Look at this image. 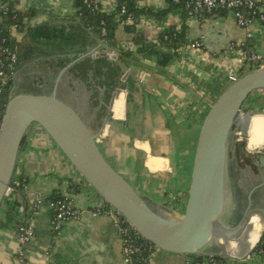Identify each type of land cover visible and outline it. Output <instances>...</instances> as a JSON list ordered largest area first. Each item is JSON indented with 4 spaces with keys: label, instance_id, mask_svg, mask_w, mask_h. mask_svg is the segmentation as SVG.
<instances>
[{
    "label": "crops",
    "instance_id": "obj_1",
    "mask_svg": "<svg viewBox=\"0 0 264 264\" xmlns=\"http://www.w3.org/2000/svg\"><path fill=\"white\" fill-rule=\"evenodd\" d=\"M257 1L264 10V0ZM136 5L157 11L166 8L168 1L136 0ZM4 8L19 12L24 23L22 30L10 26L18 46L12 90L50 92L56 84L57 95L85 118L84 111L90 107L85 108L82 93L92 96L97 87L98 105L92 116L99 114V121L88 123L85 119L97 134L103 154L155 211L179 219L185 210L204 117L229 84L228 76L253 67L243 71L239 59L255 52L264 65V25L253 22L248 27L239 26L229 9L189 14L175 7L161 18L142 15L136 20L134 34L118 26L114 37L117 46L129 52L125 54L85 25L77 0H0V22L7 14ZM101 8L110 12L112 2L102 0ZM42 24L53 33L30 34V29ZM182 29L184 41L177 55L164 65L157 62L156 54L139 52L140 45L132 39L138 34L145 38V45H159L161 34ZM197 42L199 46H195ZM240 43H244L242 48L237 46ZM108 48L113 51L107 56L110 61L95 72L94 64ZM242 108L234 125L236 135L247 138L255 134L263 145L254 148L249 159L240 157L241 140L236 148L234 182L248 192V199L252 198L253 212L245 231L237 235L242 241L224 248L221 264H264V252L254 258L244 257L259 241L264 225V195L255 191L264 184V175L259 164L258 169H249L251 164L256 167L254 160L264 154V89L252 92ZM241 165L243 169L249 167L247 172ZM19 174L26 179L23 194L17 193L14 200L4 198L0 204V264H45L46 256L58 264H122V239L113 218L89 212L102 204L103 198L38 125L29 129L20 144L14 175ZM60 195L67 196L79 213L64 221L59 235H53L48 203ZM37 196L44 204L37 211H29L34 236L23 245L20 261L18 226L26 212L23 208L28 209ZM143 264H190V257L155 250Z\"/></svg>",
    "mask_w": 264,
    "mask_h": 264
},
{
    "label": "water",
    "instance_id": "obj_2",
    "mask_svg": "<svg viewBox=\"0 0 264 264\" xmlns=\"http://www.w3.org/2000/svg\"><path fill=\"white\" fill-rule=\"evenodd\" d=\"M262 89L264 65L240 75L210 105L198 134L185 210L179 219L155 211L141 192L110 164L86 119L57 95L56 84L50 92L11 90L0 128V204L14 175L22 139L32 126L38 125L103 200L160 250L224 256L221 242L237 239L253 212L248 203L239 220L229 223L234 208L229 174L233 163L231 134L248 96ZM258 161L264 171L263 153Z\"/></svg>",
    "mask_w": 264,
    "mask_h": 264
},
{
    "label": "built area",
    "instance_id": "obj_3",
    "mask_svg": "<svg viewBox=\"0 0 264 264\" xmlns=\"http://www.w3.org/2000/svg\"><path fill=\"white\" fill-rule=\"evenodd\" d=\"M112 2L113 11L117 6V0H110ZM174 2H179V0H173ZM102 0H82L83 5H85L90 10L94 11L99 8ZM216 8H224L232 11L235 18L236 24L242 27H248L253 22H260L264 25V10L261 9L260 4L257 0H185V9L187 12L192 13L194 11L211 12ZM4 13H7V8L3 9ZM121 13H125L126 9L124 5L120 6ZM132 22V15L127 14L124 19L118 21L119 26ZM104 24V22H101ZM106 28L103 27L101 34H106ZM5 39L2 38L0 42V83H5L8 71L13 74L15 69V64L18 60L17 51L10 50L9 47L4 45ZM195 46H199V43H195ZM240 48L244 46V43L238 44ZM110 50V49H109ZM105 50L104 53L108 56L113 52L112 50ZM261 57L255 52H249L245 55L243 59H239V65L244 68L247 66H252L253 68L261 66ZM243 73L238 72L236 74L232 73L228 76L229 83L235 81ZM5 106V104H4ZM4 113V107L0 106V128L2 123V117ZM98 140V136L96 135ZM14 191V186L9 185L6 188L4 198H9L14 200L11 195ZM44 201L40 196H37L29 206V208H23L26 212L23 215V221L18 226L17 231V242L19 244L18 258L22 261L23 252L22 247L34 236V229L32 225V213L37 211ZM51 215V231L53 235H59L61 232L62 224L65 220L70 218H76L78 216L79 210H77L72 204L71 200L67 196H60L54 198L48 203ZM93 216L107 215L113 218L122 239L121 255L122 264H133V260L138 258L142 260L143 263H147L152 252L155 250H160L153 243L142 237L136 229L115 209L110 206L105 201L89 209ZM260 243L264 246V225L262 226V231L259 237ZM256 243V245H257ZM256 245L245 254V258H254L257 254L261 253ZM190 257V264H221V261L216 258V254L208 253L205 255H188ZM45 264H58L52 259L46 256Z\"/></svg>",
    "mask_w": 264,
    "mask_h": 264
},
{
    "label": "trees",
    "instance_id": "obj_4",
    "mask_svg": "<svg viewBox=\"0 0 264 264\" xmlns=\"http://www.w3.org/2000/svg\"><path fill=\"white\" fill-rule=\"evenodd\" d=\"M167 1H168V6L166 8H162L157 11H151L145 8H139L136 5V0H117V6L115 7V9L113 11L107 12V11H103V9L101 8V5L99 6L98 9L92 11L89 8H87L85 5H83L82 0H77L78 8H79L78 12L83 18L85 25L88 26L91 29V31L95 33L96 36L100 37L102 40L109 43L110 46H113L119 49L122 53H125V54H129V52H127L123 48H119L117 46V43L114 37L115 29L119 26L118 21L120 19L121 20L124 19L127 14H131L132 22L124 24L122 27L127 33L134 34L136 20L140 19L142 15L151 14L158 18H161L175 7H182L185 11H187L185 9V0H179V2L177 3L174 2L173 0H167ZM121 5H124L126 9V12L123 14L120 11ZM5 17H7V19H5ZM20 18H21V14L19 12L11 11L10 9H8L7 14L2 15V20L0 22V42H1V39L4 38L5 39L4 45L9 47L10 50L17 51V52H18L17 42L14 39V37L11 36L10 26L15 25L18 30H22L24 23L21 21ZM102 21L104 22V24L101 23ZM103 27H105L107 31L105 35L101 34V30ZM29 31H30V34L34 36L41 35V34L49 36L51 33H53V30L49 29V27L45 24L36 26L35 28L30 29ZM110 32H112V34ZM132 39L134 42L140 45L139 52L156 54L157 62L160 65H164L165 63L170 61L174 56L177 55L176 53L177 49L181 46V44L184 41V30L183 29L181 31L172 30V31H168L165 34H161L157 39L159 45H157L156 43H153L151 45H145L144 43L145 38L138 34L134 35ZM160 47H163V48L167 47L173 50L171 52L166 51V50L163 51V50H160ZM99 58H100L98 60L99 63L94 64L95 72H97V67L99 66L103 67L104 64L110 61L107 55L103 52H101V55ZM251 69H253V67H250V69H248L247 71ZM98 81L101 82L102 80L99 79ZM12 84H13V75L12 73L8 71L5 83H0V106L2 107V109L3 107L5 108L4 104H6V101L10 96V93L12 90ZM97 90H98L97 87H95L94 92L91 96V102L93 103L94 106L98 105V102L96 100ZM242 147L244 148V146L240 145L239 149H241ZM25 183H26V179L22 174L13 175L12 179L10 180V185L14 186V191L12 192L11 195L16 198L17 193L19 196L23 194V187ZM60 196H56L55 198H58ZM53 199L54 198H51L50 201ZM15 202H17V200ZM19 202H22L23 204L22 200ZM256 247L258 250H261L262 252H264V246L262 244L257 243ZM183 255H187V254H183ZM216 258L220 260L221 262L224 260V256L222 255H216ZM133 264H143V261L136 258L133 260Z\"/></svg>",
    "mask_w": 264,
    "mask_h": 264
},
{
    "label": "rangeland",
    "instance_id": "obj_5",
    "mask_svg": "<svg viewBox=\"0 0 264 264\" xmlns=\"http://www.w3.org/2000/svg\"><path fill=\"white\" fill-rule=\"evenodd\" d=\"M247 67H249V66H247ZM247 67H244L243 68V71H244V69H246ZM242 72V71H241ZM230 84V83H229ZM228 86V85H227ZM39 91V90H38ZM38 91H34L33 93H39ZM83 94V102H84V106H85V108H86V106H89L90 107V109L89 110H85L84 111V116H85V118L87 119V121H88V123L89 122H91L92 121V119H94V120H99V114L96 116V117H93L92 115H93V108L95 107L94 105H93V103L91 102V99L89 98L91 95H89V92H84V93H82ZM242 110H243V108H242ZM241 112H243V111H240V113ZM236 128H234L233 130H232V134H231V140H232V142H231V146H230V157L232 158V160H233V158H234V156H235V153H236V148L239 146V141L241 140V146H244V148L242 147L241 149H239V154H240V157L242 158V159H249L250 157H251V155H252V151H253V149L254 148H256V147H259L260 148V146L261 145H263V142L262 141H260V140H258L257 139V135H255V134H250V136L249 137H247V138H245L242 134H239V137L236 135V130H235ZM96 134V133H95ZM97 135V134H96ZM258 149V148H257ZM195 152V151H194ZM109 160V159H108ZM110 161V160H109ZM233 162V161H232ZM254 162H255V164H256V167L255 166H253L252 164L250 165V167L251 168H249V167H245V169H243L244 168V166L243 165H241V167H242V171L243 172H247V169L249 168L250 169V171H252V170H255V168L256 169H258V165L257 164H259V162L258 161H256V160H254ZM258 162V163H257ZM110 164L115 168V165L110 161ZM116 169V168H115ZM245 189V188H244ZM246 190V189H245ZM225 259V258H224Z\"/></svg>",
    "mask_w": 264,
    "mask_h": 264
},
{
    "label": "flooded vegetation",
    "instance_id": "obj_6",
    "mask_svg": "<svg viewBox=\"0 0 264 264\" xmlns=\"http://www.w3.org/2000/svg\"><path fill=\"white\" fill-rule=\"evenodd\" d=\"M260 170H261V173L264 174V171L262 170V168H260ZM229 174H230V178H231V188H232L231 196L234 200V208L231 211V214L229 216V223L234 224L239 220L244 208L248 205V203H250V205L253 206V204H252L253 202H251L252 198L251 199L247 198L248 192H244L240 188L236 187L235 182H234V178L237 176V172L234 169L233 163L229 167ZM255 191H256L257 195L262 197V195H264V184L261 186H258ZM243 195H245V196H243ZM257 200H259V199L257 198ZM239 241H242V240L233 239V240H229L227 242L222 241L221 244H222L223 248H227V247L232 246L233 243H238Z\"/></svg>",
    "mask_w": 264,
    "mask_h": 264
},
{
    "label": "bare ground",
    "instance_id": "obj_7",
    "mask_svg": "<svg viewBox=\"0 0 264 264\" xmlns=\"http://www.w3.org/2000/svg\"><path fill=\"white\" fill-rule=\"evenodd\" d=\"M263 226V225H262ZM261 231H262V227H261ZM261 234V233H260Z\"/></svg>",
    "mask_w": 264,
    "mask_h": 264
}]
</instances>
